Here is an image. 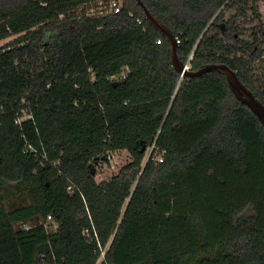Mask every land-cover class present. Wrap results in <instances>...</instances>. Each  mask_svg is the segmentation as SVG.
Instances as JSON below:
<instances>
[{
  "label": "trees",
  "instance_id": "1",
  "mask_svg": "<svg viewBox=\"0 0 264 264\" xmlns=\"http://www.w3.org/2000/svg\"><path fill=\"white\" fill-rule=\"evenodd\" d=\"M94 1L0 0V40L15 35L0 47V264H96L107 245L101 264H264L263 125L222 73L179 79L136 0L90 15ZM142 1L184 63H225L264 103V30L234 35L256 0ZM152 141L163 161L142 166ZM120 149L131 160L97 182Z\"/></svg>",
  "mask_w": 264,
  "mask_h": 264
},
{
  "label": "rangeland",
  "instance_id": "2",
  "mask_svg": "<svg viewBox=\"0 0 264 264\" xmlns=\"http://www.w3.org/2000/svg\"><path fill=\"white\" fill-rule=\"evenodd\" d=\"M121 3V0H119ZM252 4L251 1L248 3V7ZM256 7V14L252 13L250 10H247L246 17L240 16L237 19L238 25V32L235 33L240 39H244L246 41H251L255 36L259 39H262L260 36V30H264V0H256L254 3ZM108 5L106 2H102L100 0H96L90 4V7L87 11L88 14H96L100 11H107ZM232 10H223V15L220 17L219 21L228 19L231 15ZM239 33V35H238ZM15 35H11L7 38L0 40V47L6 45L9 41H11ZM264 48V44H263ZM240 52H238V55ZM264 59V53L262 55ZM252 71L251 77L256 85L263 86L264 85V63L260 59H255L251 61ZM29 115L24 113L23 116L20 118L25 119ZM111 157L106 159H100L98 162L95 163L94 169V177L97 182L108 180L113 174H115L118 169L129 162L131 160L130 153L125 149H120L111 152ZM13 200L9 199V202L14 203L16 199L11 197ZM19 224L15 225V228H18Z\"/></svg>",
  "mask_w": 264,
  "mask_h": 264
},
{
  "label": "water",
  "instance_id": "3",
  "mask_svg": "<svg viewBox=\"0 0 264 264\" xmlns=\"http://www.w3.org/2000/svg\"><path fill=\"white\" fill-rule=\"evenodd\" d=\"M136 1L141 5L145 19L165 37L170 51L172 66L178 73H182L187 77L198 76L208 71L222 73L235 98L240 103L247 105L264 127V103L243 83L235 69L222 62H209L198 68L185 67V63L178 54V40L174 32L154 15L142 0Z\"/></svg>",
  "mask_w": 264,
  "mask_h": 264
},
{
  "label": "built area",
  "instance_id": "4",
  "mask_svg": "<svg viewBox=\"0 0 264 264\" xmlns=\"http://www.w3.org/2000/svg\"><path fill=\"white\" fill-rule=\"evenodd\" d=\"M106 4L108 5V10L105 11V12H118L121 8V3L119 2V0H108L106 2ZM101 13L104 12V11H100ZM142 19L141 18H138L137 19V22L138 23H141ZM157 42L160 41V39H157L156 40ZM192 59V53H190L188 55V58L185 62V67L189 68L191 67L190 65V60ZM126 76V70H123V72L117 76V78H124ZM183 76L182 73H180V77L179 79H181V77ZM112 155H111V152L108 153L107 157L110 158ZM153 158L155 159L156 161L158 162H161L163 161V157H164V150H162L157 144L155 141H152L145 149V154H144V158H143V161H142V166H144V164L146 163V161L148 160V158ZM73 186L72 184H69L67 189L68 191H73ZM40 223H43L45 229L47 232H52V231H55L57 230L58 228V222L56 220H54L52 218V216L49 214L47 215L44 219H42L41 221H39ZM34 225V224H33ZM32 226V224L28 223V222H23V223H19V227L21 229H29L30 227ZM108 245L103 248L101 250V253L96 261V264H101L102 261H104L105 259V252H106V249H107Z\"/></svg>",
  "mask_w": 264,
  "mask_h": 264
},
{
  "label": "flooded vegetation",
  "instance_id": "5",
  "mask_svg": "<svg viewBox=\"0 0 264 264\" xmlns=\"http://www.w3.org/2000/svg\"><path fill=\"white\" fill-rule=\"evenodd\" d=\"M221 26V30L224 31L225 30V25L223 23H220ZM235 35V34H234ZM236 36V35H235Z\"/></svg>",
  "mask_w": 264,
  "mask_h": 264
}]
</instances>
